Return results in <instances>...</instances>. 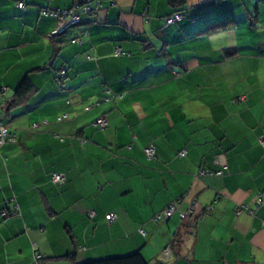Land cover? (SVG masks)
<instances>
[{
  "label": "crops",
  "instance_id": "1",
  "mask_svg": "<svg viewBox=\"0 0 264 264\" xmlns=\"http://www.w3.org/2000/svg\"><path fill=\"white\" fill-rule=\"evenodd\" d=\"M23 1L0 0V264H264V0H91L55 36L42 10L87 0Z\"/></svg>",
  "mask_w": 264,
  "mask_h": 264
},
{
  "label": "built area",
  "instance_id": "2",
  "mask_svg": "<svg viewBox=\"0 0 264 264\" xmlns=\"http://www.w3.org/2000/svg\"><path fill=\"white\" fill-rule=\"evenodd\" d=\"M16 6L25 9V4L23 0H17ZM96 9V4H91V0H87V3H75L74 5L64 8V9H56V10H50V9H43L42 13L47 16H52L57 19L56 27L51 31L50 35H60L63 34L68 28L71 26L77 24L80 21V15L78 11L84 12V13H91ZM183 18V15L181 13H173L170 16H167L165 18L166 24H172L175 23ZM72 42H81L80 38H75L72 40ZM115 55H118L121 53V50L117 47L114 51ZM66 75V70L61 69L57 75V80L61 81L62 78ZM87 109L90 108V106L86 107ZM96 124L100 128H104L107 125V120L105 117H99L96 120ZM15 142L16 138L15 135H13L5 125H3L0 122V145H2L5 142ZM259 144L262 148H264V136L260 137ZM144 153L147 158H152L154 156V146L150 145L144 148ZM51 181L55 184H61L65 181V176L63 173H53L51 175ZM258 200L261 203L263 200V194L258 195ZM242 207H245L244 205H240L237 207V211L239 212ZM175 211V205L169 204L166 206V208L162 211V213L156 214L153 219L154 220H160L162 218H169ZM18 207L16 206L14 211L12 212H3V215H9V214H18ZM89 215L92 216L93 212H89ZM185 214H181V217L183 218ZM106 219L109 222L115 221L117 219V215L113 212H109L106 215ZM142 233H144L143 230H140ZM170 252V250H167V254ZM37 264H43V261L41 260L40 256H36Z\"/></svg>",
  "mask_w": 264,
  "mask_h": 264
},
{
  "label": "trees",
  "instance_id": "3",
  "mask_svg": "<svg viewBox=\"0 0 264 264\" xmlns=\"http://www.w3.org/2000/svg\"><path fill=\"white\" fill-rule=\"evenodd\" d=\"M170 2L175 7H178L184 2V0H170ZM174 13H180V12L175 11ZM30 88H31V83L28 80V78L25 77L16 90V96H20L22 94L27 93L30 90ZM80 264H150V263L142 256L140 252H134L125 256L105 257V258L83 262Z\"/></svg>",
  "mask_w": 264,
  "mask_h": 264
}]
</instances>
